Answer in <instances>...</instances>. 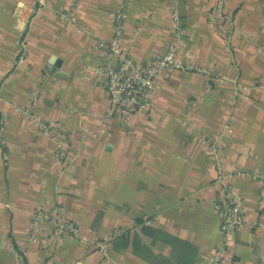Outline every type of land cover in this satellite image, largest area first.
Listing matches in <instances>:
<instances>
[{
	"label": "crops",
	"instance_id": "crops-1",
	"mask_svg": "<svg viewBox=\"0 0 264 264\" xmlns=\"http://www.w3.org/2000/svg\"><path fill=\"white\" fill-rule=\"evenodd\" d=\"M122 1L0 0V264H214L225 184L243 201L245 225L219 264H264V0H229L218 23L214 0H181L180 34L171 0H131L130 57L146 66L178 42L191 70L165 73L152 109L125 125L103 118L108 93L93 72L115 63L97 43L113 36ZM28 110L63 138L62 163ZM44 208L88 241L51 238L46 221L31 242ZM114 233L103 255L97 243Z\"/></svg>",
	"mask_w": 264,
	"mask_h": 264
},
{
	"label": "built area",
	"instance_id": "built-area-1",
	"mask_svg": "<svg viewBox=\"0 0 264 264\" xmlns=\"http://www.w3.org/2000/svg\"><path fill=\"white\" fill-rule=\"evenodd\" d=\"M171 14L174 23V31L180 34L183 29L181 17L178 10V5L181 0H171ZM131 0H123L119 10L113 17L114 32L109 40H100L97 43L98 48L102 49L108 55L115 58V63H109L104 66H96L93 72L99 76L104 83L108 93V108L104 115V119H118L123 125L126 124L131 115L137 112H148L153 107V94L157 88V81L168 71L190 69L184 65L177 56L178 42L168 44L166 50L154 56L146 66L134 61L129 53L126 44L124 43V23L127 18L128 9ZM229 0H214L210 9L211 22L218 23L224 19H229L228 12ZM226 40H229L228 38ZM23 56H26L23 53ZM20 57L23 59L24 57ZM193 70L212 77L213 73L210 70H205L201 67H196ZM220 80V79H219ZM37 94L32 95V101L35 102ZM28 116L36 124L40 133L50 137L54 141L55 155L59 162H63L62 150L64 140L60 135L54 133L52 126L47 121L42 120L38 115L28 110ZM5 120L4 116H0V145L5 146L4 138ZM214 150L218 149L216 143L211 145ZM4 157L7 158V152H4ZM218 180L222 182L225 172L221 166V159H218ZM225 194L222 198L215 202V209L220 219V231L222 233L223 245L214 253L213 262L219 264L227 251V242L232 233L245 225V210L243 201L238 197L231 184H225ZM46 221H51L54 224L53 235L51 238L59 239L64 236H73L82 242H87L88 239L80 231L79 226L72 220H63L60 217L57 209H40L34 213V217L30 224V241L38 242L39 232L42 224ZM117 236L108 235L102 241L97 243L99 251L107 254L108 243Z\"/></svg>",
	"mask_w": 264,
	"mask_h": 264
}]
</instances>
